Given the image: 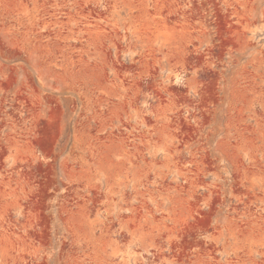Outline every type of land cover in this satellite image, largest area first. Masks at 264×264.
Returning a JSON list of instances; mask_svg holds the SVG:
<instances>
[{
    "label": "rangeland",
    "instance_id": "obj_1",
    "mask_svg": "<svg viewBox=\"0 0 264 264\" xmlns=\"http://www.w3.org/2000/svg\"><path fill=\"white\" fill-rule=\"evenodd\" d=\"M0 264H264V0H0Z\"/></svg>",
    "mask_w": 264,
    "mask_h": 264
}]
</instances>
